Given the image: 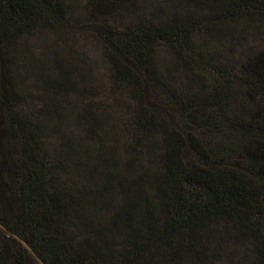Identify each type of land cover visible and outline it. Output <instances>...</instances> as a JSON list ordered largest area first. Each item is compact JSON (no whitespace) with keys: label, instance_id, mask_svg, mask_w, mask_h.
Listing matches in <instances>:
<instances>
[{"label":"trees","instance_id":"obj_1","mask_svg":"<svg viewBox=\"0 0 264 264\" xmlns=\"http://www.w3.org/2000/svg\"><path fill=\"white\" fill-rule=\"evenodd\" d=\"M82 7L0 0V264H264V0ZM41 28L99 37L114 102L88 98L59 141V95L85 69L32 58ZM247 31L260 46L229 57Z\"/></svg>","mask_w":264,"mask_h":264},{"label":"rangeland","instance_id":"obj_2","mask_svg":"<svg viewBox=\"0 0 264 264\" xmlns=\"http://www.w3.org/2000/svg\"><path fill=\"white\" fill-rule=\"evenodd\" d=\"M76 8L78 11H82V6L85 0H75ZM123 21L129 22L128 15L123 18H118L114 20V24L121 26L120 23ZM69 36V35H67ZM262 34L255 33L254 31H247L239 39H234L233 43L236 44L234 47L232 44L225 43L223 46L224 52L231 58L244 57L258 46L262 42ZM29 41V48L32 53L31 56L35 60H44L48 58L47 53L53 54L57 52L59 55L70 54V51L77 57L76 60L82 66H84L83 74L80 75L79 80L83 79L86 83L81 81L77 82V86H80L81 91L70 90L68 88L63 89L59 95L60 103L57 104V114L58 112L64 113L60 120V126L57 131L51 135L52 139L59 141L58 138L68 131L74 132L80 129L79 126L74 124L77 119V112L82 107H87L86 101L93 102L98 108L99 112H109L111 107L114 105L112 101V94L110 92V82L106 72V57L103 52L101 43L99 42V37L92 32L81 31L77 32L75 36L62 37L59 33L51 29H37L30 36L27 37ZM170 48L168 46H163L162 51L159 52L162 58L168 57ZM34 75L30 74L29 71H24L23 77H26L25 84L32 89L33 105L38 106L42 103L40 94L37 93V83H34ZM92 86L96 90L91 92L85 91L84 88L87 86ZM37 95L40 97L38 98ZM84 99V100H82ZM84 103V104H83ZM83 104V105H82ZM88 104H91L90 102ZM119 105V104H118ZM66 127H70L67 130ZM99 141H104L106 144L113 141L114 136L110 134H105L99 130ZM26 247V246H25ZM31 255V261L33 264H43L40 260L36 259L28 250Z\"/></svg>","mask_w":264,"mask_h":264}]
</instances>
